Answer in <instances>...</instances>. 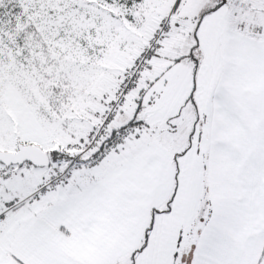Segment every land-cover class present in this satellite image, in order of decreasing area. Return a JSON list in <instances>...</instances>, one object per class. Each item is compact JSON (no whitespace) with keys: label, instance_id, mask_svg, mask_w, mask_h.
<instances>
[{"label":"snow or ice","instance_id":"snow-or-ice-1","mask_svg":"<svg viewBox=\"0 0 264 264\" xmlns=\"http://www.w3.org/2000/svg\"><path fill=\"white\" fill-rule=\"evenodd\" d=\"M0 264H264V0H0Z\"/></svg>","mask_w":264,"mask_h":264}]
</instances>
